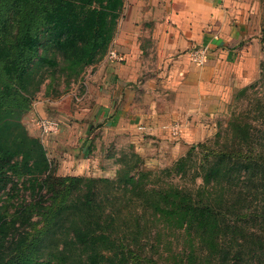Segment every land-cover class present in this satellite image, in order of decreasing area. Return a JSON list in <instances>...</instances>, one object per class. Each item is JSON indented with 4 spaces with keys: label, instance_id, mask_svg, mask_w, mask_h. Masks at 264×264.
Listing matches in <instances>:
<instances>
[{
    "label": "trees",
    "instance_id": "obj_1",
    "mask_svg": "<svg viewBox=\"0 0 264 264\" xmlns=\"http://www.w3.org/2000/svg\"><path fill=\"white\" fill-rule=\"evenodd\" d=\"M123 7L124 0H0V264H127L157 219L198 240L209 230L221 254L244 258L246 244L237 238L215 242L221 227L229 230L219 217L226 192H243L226 180L236 174L248 184L256 168L264 173V143L257 146L256 127L242 118L217 134V149L193 145L175 173L144 171L133 153L115 179L58 176L22 121L47 80L79 76L108 53ZM173 176H190L192 185ZM22 188L30 200L20 198ZM258 249L249 254L263 264ZM198 254L194 248L191 258Z\"/></svg>",
    "mask_w": 264,
    "mask_h": 264
},
{
    "label": "rangeland",
    "instance_id": "obj_2",
    "mask_svg": "<svg viewBox=\"0 0 264 264\" xmlns=\"http://www.w3.org/2000/svg\"><path fill=\"white\" fill-rule=\"evenodd\" d=\"M259 29L261 31L258 36L259 59L256 62L247 63L245 58L241 60L243 62L240 63L241 65L231 63L232 61L229 62V81L225 84L226 87L222 89L223 94L220 100L213 102V111L207 112L204 116L197 118L194 116H192L193 118H183L182 120L185 121L188 126L186 128V124L182 123L181 120L180 124L182 125V130L179 135L175 136L169 129L165 128L172 124L171 119L166 120V123L162 126V132L165 136L164 139L157 137V135H162L158 132L157 135L152 134L155 130L154 127L152 126L149 129L141 119L136 121V124L139 121L142 122V124L135 127V129L139 131L138 137L142 139L143 136V139H149V143L147 146L140 145L137 149L133 144H122L120 139L118 143L117 134L114 132L116 129H108L109 126H111L110 124L106 126L103 123L100 127L99 123L104 121L102 119L103 116H97V113L94 117L92 116L91 119L83 118L85 116L81 115L78 116L76 112L81 108L85 109L87 106H91L89 101H86V97L89 94L88 82L91 81L92 72L96 69L92 68L93 65L85 67L79 76L70 77L61 72L56 79L52 81L47 80L41 90L32 99L31 110H35L36 113L33 114L31 111L27 112L23 116L22 121L32 136L41 137L42 130L39 121L42 119H52L59 122L60 131L66 129V131L62 133V138L59 140L67 142L73 139L71 142L73 144L71 150H65V158L61 159V161L55 158L54 153L57 140H52L51 143L45 141L50 155L49 159L56 168L58 176H67L65 174L73 173L79 174L80 177L85 178L115 179L122 164L129 159L133 153H136L141 158L139 165L144 171L156 173L165 169L174 170L179 161L187 156L193 145L206 143L211 148L217 149L219 147L216 143L218 142L216 139L217 134L226 131L230 120H238V118H240V122H242V118L245 122L256 127V144L261 148V144L264 143V42L262 41L264 29V0H261L260 4ZM111 46L117 51L115 39ZM107 55L108 53L99 57L96 64L102 59L110 61ZM119 56L122 57L120 53ZM154 73L155 72L148 71V74L151 75L147 74V76L149 78L150 76L155 77ZM232 74L234 75L233 77ZM143 88L144 90L142 93L138 91V86L136 90L132 89L138 95V102L136 104H139L142 110L147 107L150 108V103L148 101L146 104V100L153 97V86H149L148 81L145 80ZM157 88L163 93V87L159 86ZM94 93L95 91L92 94ZM147 93L148 95L144 96ZM39 102L44 103L45 110L47 111V114H45L46 117H42L41 113L43 111L41 110L42 107L38 106ZM30 112L31 114L29 115ZM91 125H98L97 129L100 128L93 135H89L88 133V128ZM140 127H144L145 130H139ZM120 130H125V126L121 127ZM167 131L171 136H168ZM57 133L59 134L60 132ZM57 133H54V135H57ZM84 135H86V137ZM140 135L142 136L140 137ZM90 136L93 138L88 140ZM76 137H79V139ZM81 140H83V143H80ZM84 140H87V142H84ZM124 141L128 143V140ZM253 143H255V141ZM82 146L85 148L87 147V149L81 150ZM89 151L93 160L82 161V156H85ZM67 154H69V157ZM97 158L100 159L99 165L97 164ZM82 162H89L93 166L92 168L84 169ZM105 163H109V166H105ZM67 165H70V168H65ZM100 168H104V172H112L108 177H104L105 173L103 172L100 174ZM69 170L71 171L69 172ZM172 172L175 173L176 170ZM255 173L257 178L253 183L249 182L245 184L243 183L244 179L237 180L236 174L234 181L226 180L225 185L227 187L229 185L235 186L236 183H240V188H242L243 192H226L224 196V205L220 206L222 215L219 217L225 218V222L229 224V230L221 227L222 232L215 241L217 242V240H220V243H223L230 238L231 245L232 240L237 238L240 243L246 244L243 249V260L237 261L233 254L228 253L223 255L220 253L219 249H215L212 244V242H214L211 238L212 233L209 230L203 233V238L199 236L201 239L198 240V236L194 231L192 234H188V230L184 228L179 232L174 229V225L171 223L163 219H157L148 223L147 229H149V232L141 234L140 237L142 240H140V245L134 247L138 256H135L136 254L133 258L129 256L127 264H256L258 258L249 254V252L250 250L254 251V249L258 247L260 248L258 250L262 258H264V173H262L259 167L256 168ZM73 174L70 176H74ZM173 178L174 182L179 185H192L190 176L186 178L173 176ZM161 181L167 182V178L163 177ZM200 185H204V183L202 179L199 178L197 180V186L199 187ZM255 187L260 190L257 191ZM218 192L221 194L223 190H218ZM18 193L20 198H25L27 200L31 199L30 193L23 190V188ZM222 225H224V223H222ZM119 226H122V224ZM218 232L219 230L216 229L214 234L215 237ZM194 248L198 249L199 254L191 258V251ZM108 264L124 263H120L119 260L114 259L108 262Z\"/></svg>",
    "mask_w": 264,
    "mask_h": 264
},
{
    "label": "crops",
    "instance_id": "obj_3",
    "mask_svg": "<svg viewBox=\"0 0 264 264\" xmlns=\"http://www.w3.org/2000/svg\"><path fill=\"white\" fill-rule=\"evenodd\" d=\"M260 4L261 0H124L115 37L116 49L123 60L110 62L102 59L92 66L96 69L88 82V99L86 97L91 106L81 108L76 114L90 119L96 113L103 116L105 122L99 123L100 127L103 123L106 126L110 124L108 129H116L118 143L120 139L122 144H133L138 149V146L149 143V139H143L142 135L140 139L139 131L135 129L143 121L149 129L154 127L152 134L157 135L158 132L163 136L157 137L164 139L162 126L166 120L180 123L183 118H197L212 112L213 102L220 100L222 89L229 81V62L241 65L242 59L246 58L250 63L260 57ZM197 47L209 49L208 60L203 67L190 59V53ZM148 71L155 72V77L149 78ZM145 80L153 86V97L146 100L150 108L142 110L136 104L138 95L132 89L136 90L138 86L142 93ZM159 86L164 88L163 93L157 88ZM38 106L42 107V117H46L44 103L39 102ZM31 112L36 113L35 110ZM141 119L137 125L136 121ZM181 122L187 128V123ZM97 126L88 128L89 135L100 129ZM124 126L125 130H120ZM65 131L63 129L57 135L42 133L43 138L39 136L47 152L45 141L57 140L53 152L59 161L65 158V150L69 151L73 146V139L67 142L59 140ZM167 134L171 136L169 132ZM92 138L90 136L88 140ZM86 149L81 147V150ZM82 159L92 161L90 151ZM97 159L99 165L100 159ZM82 165L84 169L93 166L89 162H82ZM65 168H70V165ZM99 171L103 173L104 168ZM111 172H104V177Z\"/></svg>",
    "mask_w": 264,
    "mask_h": 264
},
{
    "label": "built area",
    "instance_id": "obj_4",
    "mask_svg": "<svg viewBox=\"0 0 264 264\" xmlns=\"http://www.w3.org/2000/svg\"><path fill=\"white\" fill-rule=\"evenodd\" d=\"M209 55L208 47H197L190 53L191 61L198 65L204 66L207 63ZM107 58L110 61H121L122 57L119 56V53L111 46L108 51ZM40 128L44 134H54L60 131V124L57 121L52 119H42L39 121ZM169 129L175 136L179 135L182 130V125L179 122H174L169 126L165 127ZM139 130H145L144 127H140Z\"/></svg>",
    "mask_w": 264,
    "mask_h": 264
}]
</instances>
